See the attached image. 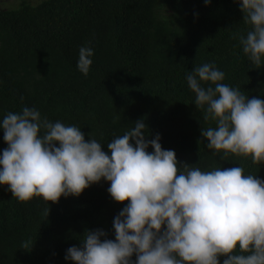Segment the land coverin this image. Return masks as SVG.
I'll use <instances>...</instances> for the list:
<instances>
[{"label":"trees","instance_id":"1","mask_svg":"<svg viewBox=\"0 0 264 264\" xmlns=\"http://www.w3.org/2000/svg\"><path fill=\"white\" fill-rule=\"evenodd\" d=\"M250 27L236 0H26L0 9V119L35 107L53 123L81 127L105 152L143 119L149 139L159 134L181 164L240 166L264 180V163L222 159L206 147L201 132L214 122L196 108L186 81L194 67L214 63L223 83L264 100V66L255 68L239 43ZM82 46L94 50L87 76L77 69ZM109 187L102 180L78 197L46 203L19 202L0 185V264H73L66 251L87 230L114 239L113 220L128 201H114Z\"/></svg>","mask_w":264,"mask_h":264},{"label":"clouds","instance_id":"2","mask_svg":"<svg viewBox=\"0 0 264 264\" xmlns=\"http://www.w3.org/2000/svg\"><path fill=\"white\" fill-rule=\"evenodd\" d=\"M236 2L251 25L239 43L261 68L264 0ZM93 56L91 47H80L77 69L85 76ZM224 79L214 63L186 74L196 108L214 122L201 132L206 147L222 159L264 163V100L249 99ZM132 125L105 152L90 134L85 139L81 127L53 123L35 107L9 112L0 119L7 144L0 154V185L19 202L41 197L57 203L104 180L114 201H128L113 220L115 238L103 229L87 230L81 245L66 251L73 264H221L220 257L222 264H264V180L243 174L240 166L202 171L181 164L174 150L162 148L159 134L149 139L143 119Z\"/></svg>","mask_w":264,"mask_h":264},{"label":"rangeland","instance_id":"3","mask_svg":"<svg viewBox=\"0 0 264 264\" xmlns=\"http://www.w3.org/2000/svg\"><path fill=\"white\" fill-rule=\"evenodd\" d=\"M22 1H26V0H9L8 2H0V9L16 8L20 5Z\"/></svg>","mask_w":264,"mask_h":264}]
</instances>
